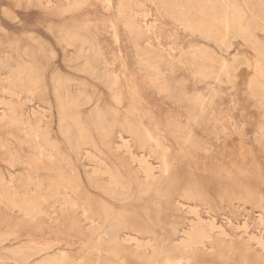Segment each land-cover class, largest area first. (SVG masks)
<instances>
[{"label": "bare ground", "instance_id": "6f19581e", "mask_svg": "<svg viewBox=\"0 0 264 264\" xmlns=\"http://www.w3.org/2000/svg\"><path fill=\"white\" fill-rule=\"evenodd\" d=\"M51 1L55 0L45 2ZM79 1L63 0L62 9L69 8ZM200 1L201 4L196 8V17L186 18L184 22L182 20L183 25L191 33L197 32L204 39L212 40L224 52H226L224 49L226 34L232 32L248 39L253 35V29L264 30V15L257 14L258 10L255 5L247 6L241 0H224L225 6L220 11L216 9L215 0ZM106 4L109 6L110 0H106ZM118 12L120 16H117V21L121 22L120 26L122 25V28L131 35L134 33V40H139L143 34L142 28L129 13L128 6L121 3ZM246 15L249 18H246ZM257 16H259L258 19H256ZM87 22L77 24V20L73 19L65 34L71 41L82 45L78 56L82 57V65L88 66L90 73L96 65L101 66V77L104 78L102 82L110 93L112 105L107 106L106 110L98 105L90 109L94 122L97 123L92 136L80 120L83 105L90 101L85 93V81L75 83V87H72L73 77H66L68 75L63 76L55 71L51 76V82L54 86L55 117H57L58 124L70 127L78 141L89 144V147L75 151L73 154H62L47 138L49 134L46 129L52 122V114H47L52 107L51 102L48 99L44 100L48 109L36 106L26 112L22 106L25 103L18 100L19 93L10 85L11 80H15L14 74L18 73L25 76L33 88L40 87L45 80L46 65L41 61L45 55H31L29 60L18 59L15 71H9L4 78H0V124L4 127H17L21 134L18 140L31 143V151L23 153L22 149L18 150L14 147L13 150L11 147L3 148L2 146L0 160L10 167H13L15 163L26 165L35 175L32 178L33 183L28 184L27 188L21 192L17 189L11 190V186L3 181V175L0 174L2 201L32 219L47 214L43 205L46 196L60 197L62 209L59 215L66 216V212L68 213L70 227H81L82 221L90 223L88 231L93 233V252L99 250L102 245L114 243L116 247H120L129 241L135 243L137 248L135 253H139L136 254L138 257L136 261L113 253V257L118 260L117 264H189L207 254L201 251L200 246L212 239L211 230L218 226L214 224L213 219H202L196 206L190 205L186 212L187 214L192 213L194 218H187V229L169 221V218L174 215V209L182 206L179 197L187 199L192 197L191 181L195 178V169L204 167L190 162L185 165L173 163L170 154L177 150L179 153L191 154L197 158L204 153L209 155V159H216L223 163H220L215 171L220 175L223 172L231 183L226 187L227 189L216 196L202 199L206 209H210L212 204L220 206L224 201L239 196L243 202H248L247 199L254 202L255 207L260 211L258 220L262 222L264 186L258 180L254 182L249 180L251 178L247 173L250 170L237 171L235 176L231 173L237 169L235 166L237 157L243 155L244 152L251 154L258 150L261 152L260 155L264 156V113L259 117V125L252 130L255 144H251L246 137L244 127L242 128L241 117L236 116L232 111L230 113L209 111L213 101L206 97L207 93L211 97L217 95L221 82L229 80L230 71L235 66L234 60L231 62L223 56L214 68L211 64L213 56L210 50L199 48L200 50L194 53H192L193 50L187 53V62L189 61V65L192 63L190 72L197 76L198 83L197 86L193 83L191 86L186 85L184 91L177 96V99L184 101L186 109L173 115L160 116L158 122L154 120L156 123L152 122L155 117L145 118L143 114L138 113L140 121L137 123L128 116L129 109L121 110L125 90L118 88L117 74L111 69L117 55H108L109 52L94 40L87 28ZM117 26L113 20L109 21L113 40L118 34ZM0 29L5 31L1 25ZM32 36L43 43L38 36ZM60 39L61 43L71 45L64 36ZM253 39L251 42L254 49L253 58L256 60L264 55V40L259 43L260 41L254 42ZM5 42L15 45L21 40L13 36L5 39ZM44 49L48 50L52 57L55 56L50 47L46 46ZM44 49L43 53L46 54ZM64 51L66 52V49ZM114 53L111 52V54ZM118 54L120 55V52ZM140 60L143 64L141 66H148V69L153 70L147 83L160 93L171 92L173 87L163 79L161 68L155 63H145L143 57ZM125 63L122 58L121 64L124 70ZM165 63L169 69L175 67L173 63L168 61ZM1 64L0 59V66ZM125 77L131 79L133 75L131 73ZM210 78L213 79L214 85L210 83ZM61 79L64 82L62 90L57 86ZM130 79L133 86L130 88L134 89L136 82ZM263 83L264 74L260 70L256 74L252 73L247 79L249 96L258 93H255L256 90H260L258 106L264 102ZM132 89L129 90L132 92ZM100 123L104 125H98ZM196 127L200 130L199 133L196 132ZM2 140L0 138V142ZM225 157L228 158L224 159ZM251 158L255 167H260V162L255 160V157ZM78 164L82 167V172ZM257 172L256 174H259L258 169ZM205 186V183L200 185L202 189H205ZM91 188H93V193L89 192ZM155 208L158 209V213L154 210ZM243 226L245 227V222L242 228ZM179 232L181 233L180 238L176 239V234ZM10 236H14L10 229L1 231L0 242ZM68 246L54 242L47 245H34L33 248L38 252L53 253L44 259L45 264H73L71 253L67 250ZM230 248L232 245L228 249ZM30 250L31 246L27 245L26 248L18 249L17 253L27 259L31 255ZM174 251L180 253L182 259L176 260L171 255ZM218 254L222 257L228 256L226 248L220 249Z\"/></svg>", "mask_w": 264, "mask_h": 264}, {"label": "rangeland", "instance_id": "374dc122", "mask_svg": "<svg viewBox=\"0 0 264 264\" xmlns=\"http://www.w3.org/2000/svg\"><path fill=\"white\" fill-rule=\"evenodd\" d=\"M45 1L0 0V25L5 29L4 32L0 29V59L2 61L0 78H4L9 71H15L18 59L29 60L31 55H45L41 60L46 65L45 80L40 87L33 88L27 82L25 76L18 73L14 74L13 78L15 80H11L10 85L19 93L18 100L25 103L22 106L26 112L30 108H36V106L48 109L44 100L48 99L51 102L52 107L47 114H52V122L49 123L46 129L49 134L47 138L56 145L55 147L62 154H73L75 151L89 147V144L78 141L74 136L73 129H70V127L58 124L57 117H55L54 86L51 82V76L55 71L63 76L73 77L74 80L71 81L74 82V85L72 87H75V83L85 81L84 89L90 101L83 105L80 120L92 136L94 126L97 123L94 122L90 109L98 105L106 110L107 106L112 105L110 93L102 82L104 78L101 77V66L96 65L93 72L90 73L89 67L82 65V57L78 56L82 45L79 42L71 41L68 35L65 34L73 19L77 20V24L88 21L87 28L94 40L98 41L109 52L108 55H117L111 69L117 74L118 88L125 90H122L121 110L129 109L128 116L137 123L140 121L138 113L143 114L145 118L149 116L153 119L155 117L152 122L156 123L155 121L158 122L160 116L173 115L186 109L184 108V101L177 99V96L184 91L186 85L191 86V83H193L197 86L198 83L197 76L190 72L192 63L189 65V61L187 62V53H191L192 50V53H194L200 50L199 48L210 50L213 56L211 64L214 68L217 67L220 58L223 56L231 62L234 60L235 66L230 71L231 77L228 81L224 80L226 83L223 81L219 85L221 87L219 89L220 94L215 95L216 97H211L209 93L206 94V97L213 101L212 105L210 104L209 111L219 113H230L232 111L236 116H240L246 137L251 144H255L252 130L260 123L259 117L264 113V102L261 106H258L260 90H256L255 93H258L253 94L255 96L258 94V97L248 95L247 79L252 73L256 74L259 70L264 74V55L255 60L251 43L253 38L255 39H253L254 42L260 41L259 43H262L264 30L254 27L253 35L248 39L232 32L226 34L225 36L228 37L224 36V49L226 50L224 52L212 40L204 39L197 32L191 33L183 25L186 18L194 19L196 17V8L201 4L200 0H110L109 6H106V0H80L81 2L73 3L69 8H64L65 10L61 6L63 0H55L49 3ZM241 1L247 6H257V14L264 15V0ZM173 2L179 4L174 5L176 3ZM121 3L128 6L129 13L142 28L143 34L139 40H134V33L131 35L128 31L126 32L122 25L120 26L121 22L117 21V16H120L118 9ZM215 6L217 10L222 11L225 1L215 0ZM246 18H249V16L246 15ZM110 20L118 25L116 36L118 41L116 38L113 40L110 33ZM32 35L38 36L45 44L33 38ZM13 36L19 38L21 42L15 45L5 42V39ZM62 36L71 45L61 43L60 38ZM46 46L53 49L54 57L50 55L48 50L44 49ZM42 47L46 54L43 53ZM64 49H66V52ZM111 52L116 54H111ZM117 52H120L121 57ZM142 57L145 63H155L161 68L163 79L173 87L171 92L168 94L160 93L147 83V79L152 76L153 70L152 68L148 69V66H141L143 65L140 60ZM122 58L126 62L125 70L121 64ZM165 61L173 63L175 67L169 69ZM130 72L133 77L131 79L129 77V79L136 82L134 89H132L131 81L125 77L127 74L130 75ZM210 79V83L214 85L213 79ZM57 86L58 88L61 87V90L62 87L64 88L62 79ZM129 89L133 91L131 92ZM212 106L214 107L212 108ZM98 125L103 126L104 124L100 123ZM195 129L197 133L200 132L197 127ZM20 135V130L17 127H4L0 124V138L3 139L0 142V151L5 146L11 147L13 150L14 147L18 150L22 149L23 153L24 151H31V143L18 140ZM213 147L215 148V146ZM174 152L170 154L173 163L185 165L190 162L198 164L200 167L203 165L205 168L202 166V169L199 167L195 169V178L191 181L192 197L188 199L179 197L182 206L174 209V215L169 218V221L187 229V218H194L192 213L187 214L186 212L190 205L196 206L195 208L198 209V214L202 219H213L214 224L218 226L211 230L210 237L212 239L207 240L203 246H200L201 251L207 252V254L191 261V263L189 262V264H243V262L244 264H264V215H262L263 221L260 222L258 220L260 211L251 199H247L248 202H243L237 196L235 199H229L230 201H224L223 207L222 205L212 204L210 209H206L203 204V198L216 196L227 189L226 187L231 183V180L223 172L220 175L215 171L222 162L209 159V155L204 153L197 158L191 154L179 153L177 150H174ZM247 154L244 152V156L241 154L237 157L235 163L237 169L231 174L235 176L237 171L250 170L247 173L251 178L249 180L253 182L258 180L264 186V156L260 155L261 152L258 150L251 153L253 156L250 153ZM251 157H255L254 159L260 162V167H255ZM225 166L229 167L228 165ZM78 167L82 172V167L79 164ZM257 169L259 174H256L258 173ZM0 174L3 175V181L11 186V190L17 189L21 192L27 188L28 184L33 183L32 178L35 175L26 165L15 163L13 167H10L1 160ZM228 174L231 176L230 173ZM81 176L85 179L83 175ZM202 183L206 184L205 189L200 187ZM92 189L89 192L93 193ZM43 205L47 214L31 219L24 216L21 211L8 206L6 202L2 201L0 195V232L10 229L12 235H14L0 242V264H45L44 259L53 253L38 252L33 246L47 245L54 242L69 245L67 250L71 253L73 264H117L118 260L113 257V253L128 260L136 261L135 259L138 258L136 254L139 253H135L137 248L133 241L126 242L120 247H116L114 243L102 245L99 250L93 252V233L88 231L89 222L82 221L81 227H70L68 213L66 212V216L59 215L62 209L60 197H50L48 195L44 199ZM154 210L157 213L159 212L156 208ZM55 219L56 221H54ZM243 222H245V227L242 228ZM180 235V232L177 233L176 239L180 238ZM259 242L263 243L260 244ZM27 245L31 246V255L24 259L17 253V250L26 248ZM212 245L213 248H211ZM231 245L232 248L228 249ZM222 248H226L227 257L219 256L218 252ZM171 255L176 260L182 259V255L176 251L171 252Z\"/></svg>", "mask_w": 264, "mask_h": 264}]
</instances>
